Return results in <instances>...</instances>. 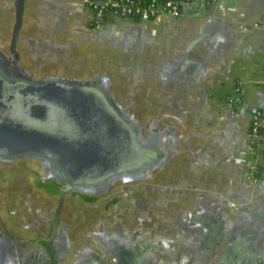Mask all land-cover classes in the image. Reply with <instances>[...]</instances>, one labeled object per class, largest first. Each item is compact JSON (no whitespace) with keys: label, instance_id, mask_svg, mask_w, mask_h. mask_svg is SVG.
I'll list each match as a JSON object with an SVG mask.
<instances>
[{"label":"crops","instance_id":"obj_1","mask_svg":"<svg viewBox=\"0 0 264 264\" xmlns=\"http://www.w3.org/2000/svg\"><path fill=\"white\" fill-rule=\"evenodd\" d=\"M17 3L0 0V46ZM90 22L82 0H24L18 50L30 68L108 77L116 104L160 139L161 171L142 185L157 189L144 194L145 213L162 229H145L153 241L119 264H264V138L257 153L250 144L256 110L264 125V0H183L175 16L109 14L98 30ZM22 167L0 158V264H85L64 240L77 246L88 233L68 218L52 233L45 208L57 196ZM121 184L132 186L107 191ZM98 190L86 191L107 195Z\"/></svg>","mask_w":264,"mask_h":264},{"label":"water","instance_id":"obj_2","mask_svg":"<svg viewBox=\"0 0 264 264\" xmlns=\"http://www.w3.org/2000/svg\"><path fill=\"white\" fill-rule=\"evenodd\" d=\"M23 16L24 0H18L11 40L0 46V158L50 159L70 186H81L91 169L130 159L121 144L128 135L139 145L141 127L116 104L108 77L27 66L18 50ZM68 192L69 186L62 190L57 214Z\"/></svg>","mask_w":264,"mask_h":264},{"label":"flooded vegetation","instance_id":"obj_3","mask_svg":"<svg viewBox=\"0 0 264 264\" xmlns=\"http://www.w3.org/2000/svg\"><path fill=\"white\" fill-rule=\"evenodd\" d=\"M104 46L106 51L107 45L105 44ZM113 46V44H108V51L112 50ZM125 47L124 44L123 48ZM121 109L125 112L124 108ZM139 125L142 127L141 123ZM138 136L139 145L137 146L133 144L134 142L131 141L128 135L121 144L122 154L125 157V152H129L131 155L130 159L125 158V163L123 162L121 165L115 163L114 166L105 170L102 168L98 170H96L97 168L91 169L85 173V179L77 183L78 185L81 184V186H70L72 184L70 178L68 180L63 174H58L57 172L59 171L56 165L52 164L50 159L45 160L46 158L43 159L32 154L16 160V162L22 164V168L31 171L40 182L42 181V184L47 188V192L57 196L54 199L55 204H50L51 208H45L47 211H52L49 224L52 233L59 226H63L65 229L69 227L72 229L73 226H77L79 227L77 232H85L86 230V233H88L86 237L80 235L77 238L78 241H75L77 246L72 245V241L67 238L64 240L74 249L79 247L78 251H80L81 258H83L85 264H119L120 258L131 260V247L135 246L134 248H137L136 246L139 244L140 248H145L144 245H147V242L151 243L153 241L142 237L144 232L145 234L147 233L145 229L149 232L155 229H162L160 221L153 222V218L148 217L147 213H145L149 210L150 205L144 202V194H148L149 190L153 192L154 190L157 191V189L142 185L143 181H145L143 179L145 178L144 176L150 170H153L152 173L155 176L159 175L161 171L158 152L160 139L157 134L148 139L143 128L141 132H138ZM111 172H115L116 175H110ZM124 182H131L132 186L128 184L125 187L121 184L117 187V191L114 189L112 193L110 192L117 184ZM67 186H69V192L65 197L61 211L57 214L62 190ZM86 190L110 191H107V195L104 196L90 193L88 195ZM114 195L122 196L120 204L113 205L109 203L107 205L108 208L103 210L105 202ZM95 196H99V198ZM154 200L156 201L157 198L154 197ZM42 216H36L37 225H40L43 221L41 219L45 218V216ZM64 218L77 220L78 224H74L75 222L71 220L68 227V223ZM145 221L146 224H144ZM116 234L123 237L126 243L122 244L118 236L117 240H115ZM52 240L53 235L51 236ZM125 255H129V257ZM115 258L116 262L114 263Z\"/></svg>","mask_w":264,"mask_h":264},{"label":"built area","instance_id":"obj_4","mask_svg":"<svg viewBox=\"0 0 264 264\" xmlns=\"http://www.w3.org/2000/svg\"><path fill=\"white\" fill-rule=\"evenodd\" d=\"M183 0H83L91 10V20L94 29H102L105 18L109 14L120 18H132L140 21H149L162 14L179 15ZM234 100L230 99L229 104ZM230 105V106H231ZM252 131L250 135L251 149L260 150L264 138L263 116L260 110L252 115Z\"/></svg>","mask_w":264,"mask_h":264},{"label":"rangeland","instance_id":"obj_5","mask_svg":"<svg viewBox=\"0 0 264 264\" xmlns=\"http://www.w3.org/2000/svg\"><path fill=\"white\" fill-rule=\"evenodd\" d=\"M103 57H108V55L107 54H105V53H103ZM61 69H67L69 72H66L67 74H73L72 72H73V69H68V68H63V67H61ZM54 70H57V69H54ZM51 71H53V70H51ZM76 75V74H75ZM252 151L254 152V153H257V152H255V149H252Z\"/></svg>","mask_w":264,"mask_h":264},{"label":"trees","instance_id":"obj_6","mask_svg":"<svg viewBox=\"0 0 264 264\" xmlns=\"http://www.w3.org/2000/svg\"><path fill=\"white\" fill-rule=\"evenodd\" d=\"M181 7H182V6H181ZM125 18H126V17H125ZM89 25H90L91 28H93V26H92V25H93L92 20H91V22H90ZM93 29H94V28H93ZM252 123H253V121H252V119H251V129H250L251 131H252ZM250 135H251V133H250ZM250 144H251V142H250Z\"/></svg>","mask_w":264,"mask_h":264}]
</instances>
